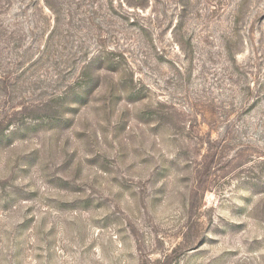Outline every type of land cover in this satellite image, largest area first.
Masks as SVG:
<instances>
[{
    "label": "rangeland",
    "instance_id": "1",
    "mask_svg": "<svg viewBox=\"0 0 264 264\" xmlns=\"http://www.w3.org/2000/svg\"><path fill=\"white\" fill-rule=\"evenodd\" d=\"M0 264H264V0H0Z\"/></svg>",
    "mask_w": 264,
    "mask_h": 264
}]
</instances>
